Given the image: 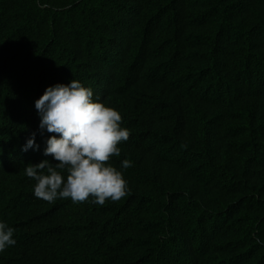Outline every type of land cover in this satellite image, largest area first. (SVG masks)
Listing matches in <instances>:
<instances>
[{
    "label": "trees",
    "instance_id": "obj_1",
    "mask_svg": "<svg viewBox=\"0 0 264 264\" xmlns=\"http://www.w3.org/2000/svg\"><path fill=\"white\" fill-rule=\"evenodd\" d=\"M72 79L131 130L103 206L24 174L57 163L34 101ZM0 220V264H264V0H0Z\"/></svg>",
    "mask_w": 264,
    "mask_h": 264
},
{
    "label": "clouds",
    "instance_id": "obj_2",
    "mask_svg": "<svg viewBox=\"0 0 264 264\" xmlns=\"http://www.w3.org/2000/svg\"><path fill=\"white\" fill-rule=\"evenodd\" d=\"M93 96L90 87L72 79L66 85L47 87L34 101L38 128L54 134L46 140L43 156L57 162L44 159L24 167L25 176L35 182L36 198L49 204L57 199H71L73 203L90 201L103 206L106 201H118L129 193L123 170L130 168L132 162L124 159L117 169L110 160L120 156L119 145L129 139L131 130L122 126V115L117 109ZM35 137L32 133L21 150H38ZM14 231L0 220V254L16 245Z\"/></svg>",
    "mask_w": 264,
    "mask_h": 264
}]
</instances>
